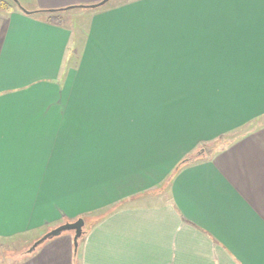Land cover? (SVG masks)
Listing matches in <instances>:
<instances>
[{
    "label": "crops",
    "instance_id": "crops-1",
    "mask_svg": "<svg viewBox=\"0 0 264 264\" xmlns=\"http://www.w3.org/2000/svg\"><path fill=\"white\" fill-rule=\"evenodd\" d=\"M90 9L0 11V238L85 230L17 264H264V0Z\"/></svg>",
    "mask_w": 264,
    "mask_h": 264
},
{
    "label": "rangeland",
    "instance_id": "rangeland-1",
    "mask_svg": "<svg viewBox=\"0 0 264 264\" xmlns=\"http://www.w3.org/2000/svg\"><path fill=\"white\" fill-rule=\"evenodd\" d=\"M22 7H25V0H17ZM120 0H108L104 5L111 4ZM25 5V6H24ZM103 6V5H102ZM17 6H14V8ZM29 7V6H26ZM25 7V8H26ZM92 11L89 8H72L66 13H62V20L65 24H73L74 27H80L85 25L87 22V16ZM64 16H68V18H64ZM70 17V18H69ZM86 224V223H85ZM86 226V225H85ZM35 240H31V242L23 241L22 238H15L14 240H3L0 238V264H17L18 260L21 259L22 255H29L32 252H35L39 247H41L44 243L36 247V249L30 253L25 252L27 248L34 242Z\"/></svg>",
    "mask_w": 264,
    "mask_h": 264
},
{
    "label": "water",
    "instance_id": "water-1",
    "mask_svg": "<svg viewBox=\"0 0 264 264\" xmlns=\"http://www.w3.org/2000/svg\"><path fill=\"white\" fill-rule=\"evenodd\" d=\"M16 4L17 7H19L23 12L25 13H29L30 11L27 10L26 8L22 7L19 2L17 0H13ZM108 0H100L96 3L93 4H89V5H77V7H82V8H97L100 7L102 5H104ZM75 6H68V7H64L63 9L68 10V9H72ZM62 9V8H60ZM48 11H53L55 9H47ZM202 151H199L198 154H201ZM83 226H84V220L83 218H77L74 221H66L50 230H48L47 232H45L42 236H40L38 239H36L28 248L25 252H32L36 249V247H38L39 245H41L42 243H44L46 240H49L53 237L59 236L61 235L63 232H72L73 233V249L74 251H76L77 246H78V239L82 236L83 234Z\"/></svg>",
    "mask_w": 264,
    "mask_h": 264
},
{
    "label": "trees",
    "instance_id": "trees-1",
    "mask_svg": "<svg viewBox=\"0 0 264 264\" xmlns=\"http://www.w3.org/2000/svg\"><path fill=\"white\" fill-rule=\"evenodd\" d=\"M14 6H17V4L13 0H0V11L10 13L14 9ZM74 8H76V6ZM64 11H66V10L63 8L62 9H55L53 11L35 10V11H30L28 14H32V13H36V12H42V13H45L47 15L46 17H47L48 22H51L54 24H60L63 21L61 14ZM210 146L211 145L202 146L193 154L183 158L175 167V171L187 162L193 163V162L198 161V160L202 159L203 157H205L206 154H210L212 151ZM199 151H202V153L198 154ZM84 233H85V230L83 228V234ZM83 234H82V236H83Z\"/></svg>",
    "mask_w": 264,
    "mask_h": 264
}]
</instances>
